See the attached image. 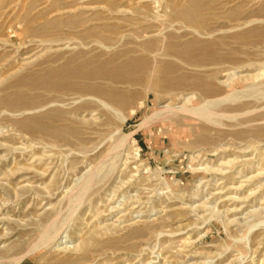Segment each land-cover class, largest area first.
<instances>
[{"label":"rangeland","instance_id":"374dc122","mask_svg":"<svg viewBox=\"0 0 264 264\" xmlns=\"http://www.w3.org/2000/svg\"><path fill=\"white\" fill-rule=\"evenodd\" d=\"M53 233L67 264H264V0H0V264Z\"/></svg>","mask_w":264,"mask_h":264},{"label":"bare ground","instance_id":"6f19581e","mask_svg":"<svg viewBox=\"0 0 264 264\" xmlns=\"http://www.w3.org/2000/svg\"><path fill=\"white\" fill-rule=\"evenodd\" d=\"M198 7H200V3H199V1H192L189 5H187V7H184L183 9H181L182 11H183V13H184V15L188 18V19H190V20H195V15H194V12L195 11H197L198 10ZM149 47V48H148ZM151 48V46H147V49L148 50H152V49H150ZM180 51H181V49H180ZM182 52V51H181ZM183 53V52H182ZM184 54V53H183ZM193 56V55H192ZM188 56L187 58L189 59V61L187 60V62L190 64V65H192V68L194 69V68H198V67H196V66H203L201 63H202V61L199 59V58H197V57H195V56ZM139 57V56H138ZM131 58V57H130ZM129 59V58H128ZM173 59V58H172ZM149 60V59H148ZM179 61V60H178ZM92 62V61H91ZM135 63V65L137 66L138 65V63L137 62H134V60L132 61V62H130L129 64H126V65H124L123 67H122V69L123 68H125V67H131L133 64ZM183 64V63H182ZM120 67V66H119ZM178 66H177V64H171V65H168V69H171V70H176V68H177ZM186 67H188V66H186ZM205 67V66H204ZM81 68V67H80ZM77 69H79V68H77ZM95 69V68H94ZM166 70V71H169V70ZM83 70H85V69H83ZM197 70V69H196ZM75 71V70H74ZM90 73L91 72H88V71H85L84 73H82L83 75H90ZM94 74H99L98 72H94ZM118 77H120V79L121 78H123V79H125V80H127V82H134V83H138V81L140 82L141 81V79L140 78H134L133 76H129L128 74H126V73H124V72H122L121 74H119V76ZM182 79V80H181ZM183 79H186V80H189V78H187V76L186 75H182V76H180L179 78H178V80L180 81H184ZM175 81V80H174ZM86 82V81H85ZM88 82V81H87ZM185 83H188V82H186V81H184ZM155 83V84H154ZM76 84V83H75ZM153 84H154V87H157V86H159V81L157 80V79H154L153 80ZM194 85H197V83L196 82H194L193 84H192V87H194ZM177 87V86H176ZM218 89H219V86H216V85H211V84H207V86L205 85V87H204V90H203V95L201 96L205 101H204V103H202L200 106H199V110L201 111V114H203L204 112H206V111H208V109H210V108H214V106H219V105H221L222 103H224V102H226L228 99L230 100V98H231V94H226V95H223V96H220V97H216V98H209L210 97V94H214V93H217L218 92ZM112 99H115V100H117V104H111V103H105V106H108V108L110 109V110H112L113 112H115L116 114H118V115H120V114H122L123 113V111H121L120 109V106H124V105H126V104H128V102H130L131 101V93H130V95L128 96V97H125V96H127V94L129 93L128 91H127V93H126V91H120V90H118V89H114V88H112V89H110V90H108L107 92H106ZM231 93V92H230ZM235 93V92H234ZM233 93V94H234ZM105 102V101H104ZM104 104V103H103ZM116 105H118L119 107H117ZM182 109L183 107H181V106H175V107H173L172 109ZM178 109V110H179ZM197 109V110H198ZM170 110V109H169ZM194 110H196V109H194ZM196 110V111H197ZM198 110V111H199ZM211 110V109H210ZM209 110V111H210ZM203 112V113H202ZM199 113V112H198ZM208 113V112H207ZM160 114V113H159ZM162 114V113H161ZM206 114V113H205ZM123 117H126V116H123ZM51 228V227H50ZM54 236H56V234H54L53 233V235H49L48 234V238L50 239V241L47 243V244H45L44 246L48 249V250H50V248H53V252H51V254L52 253H54V255H57V256H54V258H52V257H50V255L51 254H48V255H46V257L44 258V260H46V264H67L68 262H69V257L67 256V255H65V254H60V251L59 250H62V249H58L57 247H55L53 244H54V242L57 240V238L56 239H54ZM46 237V238H47ZM45 238V237H44ZM45 238V239H46ZM56 243H57V241H56ZM85 244V243H84ZM60 245V244H59ZM66 249H67V247H66ZM48 252H50V251H48ZM64 252V251H63Z\"/></svg>","mask_w":264,"mask_h":264}]
</instances>
